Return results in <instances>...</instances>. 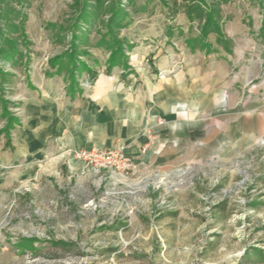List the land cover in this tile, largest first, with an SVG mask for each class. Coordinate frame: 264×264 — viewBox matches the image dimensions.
Returning a JSON list of instances; mask_svg holds the SVG:
<instances>
[{
    "label": "rangeland",
    "instance_id": "374dc122",
    "mask_svg": "<svg viewBox=\"0 0 264 264\" xmlns=\"http://www.w3.org/2000/svg\"><path fill=\"white\" fill-rule=\"evenodd\" d=\"M226 1L220 26L231 48L225 25L235 16L264 44V0ZM74 2L0 4V46L12 38L24 55L20 68L0 59V135L15 134L26 93L48 79L65 101L69 90L94 87L115 65L140 78L160 54L225 50L216 32L206 40L209 48L189 46L205 20L188 17V0H103L100 8L88 0L90 22L77 31ZM117 2L127 15L110 44L108 12ZM113 51L119 54L111 57ZM70 152L47 159L36 179L0 191V264H264V144L238 159L239 176L230 184H211L194 166L123 178L96 174L82 162L70 173Z\"/></svg>",
    "mask_w": 264,
    "mask_h": 264
},
{
    "label": "crops",
    "instance_id": "0c3cea01",
    "mask_svg": "<svg viewBox=\"0 0 264 264\" xmlns=\"http://www.w3.org/2000/svg\"><path fill=\"white\" fill-rule=\"evenodd\" d=\"M238 19L225 25L235 45L229 51L160 54L140 78L115 65L94 87L69 90L65 101L52 79L35 86L11 142L0 135V191L36 179L56 155L118 146L139 175L194 166L211 184L233 183L238 159L264 144V44ZM83 168L71 159L70 173Z\"/></svg>",
    "mask_w": 264,
    "mask_h": 264
},
{
    "label": "trees",
    "instance_id": "16d2710c",
    "mask_svg": "<svg viewBox=\"0 0 264 264\" xmlns=\"http://www.w3.org/2000/svg\"><path fill=\"white\" fill-rule=\"evenodd\" d=\"M81 0H75L73 6H77V8L79 11L78 16L76 17V25H75V31H77L80 27V24L82 22H90V11L88 10V8H90V3L88 2V0H83V6L81 5ZM131 3L134 2V0H129ZM189 2H191L188 7H187V15L190 19L195 20L200 19V20H205L204 25L202 26V33H201V37L199 38H191L190 41L188 42L189 46H193L194 49L197 48V45L200 44V46L202 48H209L206 40L209 36V34L216 32L217 33V42L221 45L224 46V49L229 51L231 50V45L229 40L225 39L223 30H221V26H220V21L222 20V16H221V5L222 3L227 2L226 0H211L213 1L212 6L207 7V1L206 0H188ZM7 0H0V4L1 5H8L6 4ZM20 2H22V0H20ZM103 0H98V4L99 6H97L96 8H100L103 7ZM205 5V6H203ZM81 6V7H80ZM8 13L11 14H20L15 12V10L13 9H9L7 10ZM6 12L5 17H2L3 20L7 21L8 19V13ZM111 14L110 16V21L107 24V32H108V36L110 37L111 41L110 44L116 43L117 40V34H116V30L119 29L122 25H124V22L126 21L125 17L127 15V13L122 9V6L120 3H114L111 7L109 12ZM0 14H2V12L0 11ZM22 16H24V14H22ZM1 17V15H0ZM11 29H13L14 31L17 30V26L15 24H11L10 26ZM3 32V31H2ZM1 34V31H0ZM5 45L3 47L0 46V59H2L3 61H10L11 67H15V68H20L22 65L21 61L24 58V55L21 54V52H18L17 50V42L12 40V38H7L4 40ZM77 51V50H76ZM117 55L119 53H116L115 51H113L111 53V57L112 55ZM115 57V56H114ZM114 59V58H112ZM54 64H56L55 61H61V58L55 59L53 60ZM52 61V62H53ZM3 74V73H1ZM6 78V75L5 77Z\"/></svg>",
    "mask_w": 264,
    "mask_h": 264
},
{
    "label": "built area",
    "instance_id": "2783aa9c",
    "mask_svg": "<svg viewBox=\"0 0 264 264\" xmlns=\"http://www.w3.org/2000/svg\"><path fill=\"white\" fill-rule=\"evenodd\" d=\"M72 156L84 163L85 167L96 174L109 173L120 177H128L136 170L133 160L124 151V146L113 149H85L70 152ZM90 171V170H89ZM226 194L227 192L224 191Z\"/></svg>",
    "mask_w": 264,
    "mask_h": 264
}]
</instances>
